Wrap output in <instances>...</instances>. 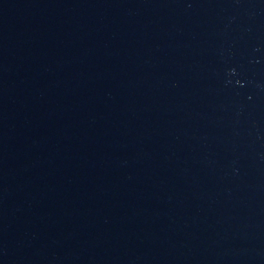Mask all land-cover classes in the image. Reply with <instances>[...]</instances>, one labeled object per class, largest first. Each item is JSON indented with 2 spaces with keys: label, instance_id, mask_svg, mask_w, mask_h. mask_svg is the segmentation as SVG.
Segmentation results:
<instances>
[{
  "label": "water",
  "instance_id": "obj_1",
  "mask_svg": "<svg viewBox=\"0 0 264 264\" xmlns=\"http://www.w3.org/2000/svg\"><path fill=\"white\" fill-rule=\"evenodd\" d=\"M0 264H264V0H0Z\"/></svg>",
  "mask_w": 264,
  "mask_h": 264
}]
</instances>
